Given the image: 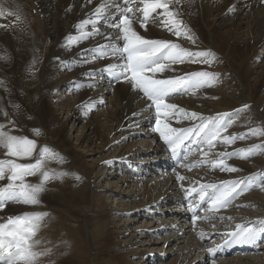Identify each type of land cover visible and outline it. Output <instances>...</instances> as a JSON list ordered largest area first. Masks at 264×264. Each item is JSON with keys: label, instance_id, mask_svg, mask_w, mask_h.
<instances>
[{"label": "bare ground", "instance_id": "obj_1", "mask_svg": "<svg viewBox=\"0 0 264 264\" xmlns=\"http://www.w3.org/2000/svg\"><path fill=\"white\" fill-rule=\"evenodd\" d=\"M117 2L124 6V0ZM101 4L110 7L96 32L78 29L83 20H95L94 10ZM111 5L112 0H0V72L10 93L0 97L6 107L3 117L0 113V131L18 138L15 125L25 123L21 114L29 111L37 130L32 131L37 134L33 155L39 157L45 146L49 149L42 171L55 175L61 168L66 173L43 185L38 204L6 202L0 223L43 214L32 237L39 254L36 264H264V235L253 244H224L237 224L260 227L264 221V147H257L264 146V136L251 134L264 128V3L170 0L173 18L182 21L179 37L173 25L161 23L169 19L164 9H157L141 27L143 5L138 0L130 5L137 15L132 28L138 35L175 43L191 53L215 54L211 64L203 63L204 57L164 62L168 67L157 78H188L196 71L218 74L211 86L171 93L166 103L177 109L165 122L176 129L200 123L180 109L203 117L229 113L232 124L223 135L237 136L231 144L216 141L211 149L192 137L189 147L195 150L171 173L156 165L169 152L154 131V107L149 109L143 93L128 82L107 85L108 74L101 70L120 61L93 55V49L116 43L119 31L110 22H118L119 14ZM185 27L195 42L183 34ZM147 127L153 129L147 132ZM29 129L20 132L30 135ZM6 152L0 146V160L8 159ZM225 152L232 155H220ZM54 159L63 165L49 162ZM229 166L239 171L228 172ZM40 175L26 177L25 183L39 184ZM226 181H243L241 188L247 185L249 190L238 189L226 208L205 209L195 224L186 223V210L177 202L190 199L189 205H197L201 185L222 186ZM7 183L0 181V187ZM189 189L197 191L189 195ZM62 201H69L68 212L49 207L53 213H48V205ZM210 248L217 249L215 254Z\"/></svg>", "mask_w": 264, "mask_h": 264}, {"label": "snow or ice", "instance_id": "obj_2", "mask_svg": "<svg viewBox=\"0 0 264 264\" xmlns=\"http://www.w3.org/2000/svg\"><path fill=\"white\" fill-rule=\"evenodd\" d=\"M142 4L141 9L143 19H140V26L145 27L152 13H156L157 9H164L163 15L168 17L167 20H162L161 23L174 26L173 34L177 37L181 36L180 26L182 21L175 20L174 13L169 10L170 0H138ZM137 0H124L122 6L117 0H112L111 7L119 14V20L110 22L112 28L118 29L119 34L114 37L116 43L109 42L107 45L98 49H93V55L96 58H114L120 63H109L101 71L106 72L115 82L121 80L130 83L133 90L143 93V97L151 103L148 108L155 109V128L154 131L159 134L160 139L168 146L174 157L180 155L181 145L186 140L192 137H197L198 143L211 149L215 147L216 141H221L224 144H231L236 141L237 136H226L224 132L232 124V116L229 113H220L212 117L198 116L197 113H187L183 109L179 111L184 113L186 118L199 119L200 123L194 127L187 129H176L170 127L165 121L170 117L172 112L177 109V106L172 103H166V98L170 97L171 93L177 91L178 88L190 87L199 89L205 85L211 86L216 80L215 73L207 71H196L188 78L163 79L157 78L156 74L164 72L168 61L172 64L183 63L185 58H190L194 62L197 57H204L203 63L211 64L215 60V54L211 51L191 53L180 48L175 43L166 42L159 39H145L138 35L132 28L133 22L137 19L133 8L130 6L136 4ZM264 3V0H261ZM110 7L108 4H101L94 10L95 20L85 19L79 25L78 29H83L91 24L92 30L96 31L100 21L106 19L105 10ZM232 9H230L231 11ZM132 13V15H129ZM187 38L195 42L190 30L185 27L184 33ZM85 38H91L89 33L83 34ZM109 41L113 39L112 34H106ZM123 40V46H119V41ZM110 49V51H109ZM97 53L99 55L97 56ZM149 73L151 75H149ZM90 75H92L90 73ZM94 86V85H92ZM245 108L248 106L245 105ZM135 115V114H133ZM252 135L264 136V128L255 129ZM244 137H240L243 139ZM0 146L7 149L6 155L15 158H26L32 155L35 143L30 139H21L15 136L7 135L0 131ZM264 147V146H257ZM203 151V147L200 149ZM49 149L45 146L40 157L35 163H17L13 159L0 160V181L7 179L8 183L0 187V210H2L6 202L24 203L27 205H35L40 201L39 194L44 191L43 185L52 178H61L66 173L60 172L52 175L49 171H42V160L44 153ZM244 151V150H241ZM252 149L247 150V154L251 155ZM204 155H208L207 152ZM221 156H230V153H220ZM240 156V153H236ZM186 159L187 156L185 155ZM247 158V156H240ZM221 162L213 163L212 167H219ZM228 172L239 171L238 168L229 166L226 169ZM41 172L39 184L25 183V178L34 176ZM77 180L81 179L78 175ZM243 181H226L222 182V186L216 184H203L198 190V204L207 202V211L212 212L221 208H226L231 199L236 194L243 193L249 190L248 186L241 188ZM239 189V193H238ZM196 189H189V195L196 192ZM197 205H189V211L193 212V224L199 218L196 215ZM43 214L22 215L9 217L7 223H0V264H36L37 256L34 251V242L32 237L35 236L38 228V221ZM207 218V217H205ZM260 227L244 226L237 224L235 231H230L226 234L224 244H253L262 235H264V221H260ZM221 246H217V249ZM217 249H208L212 254H215Z\"/></svg>", "mask_w": 264, "mask_h": 264}, {"label": "rangeland", "instance_id": "obj_3", "mask_svg": "<svg viewBox=\"0 0 264 264\" xmlns=\"http://www.w3.org/2000/svg\"><path fill=\"white\" fill-rule=\"evenodd\" d=\"M99 4H100V2H99ZM86 27V29H87V32H89V33H94V32H96V31H93L92 30V25L91 24H89V25H87V26H85ZM2 76V77H1ZM0 97H5V96H9L10 95V93L8 92V87L9 86H7L6 85V80H5V78L3 77V75L1 74V72H0ZM81 79H84V78H81ZM99 81H101V80H99ZM6 87V88H5ZM7 89V90H6ZM3 92H2V91ZM6 92H5V91ZM206 93V92H205ZM201 94V93H200ZM10 100H11V98H10ZM4 103V101L2 102V100H0V104L2 105H0V113H1V115H2V111L6 108V107H4L3 108V104ZM252 111H254V110H252ZM13 112H14V110H13ZM20 112H21V110H20ZM29 112V111H28ZM27 111L26 112H23L22 114H21V119H22V122H24L25 121V123H23V124H17V125H15V131H16V133H17V136H18V138H23V139H30V140H34L33 142L35 143V138H36V136H37V134L36 135H34L35 133H36V131L37 130H34L33 128V124L31 123L32 122V120L34 119V116H33V114H30V113H28ZM26 114V115H25ZM23 115V116H22ZM27 118H26V117ZM31 116V117H30ZM210 116H213V115H210ZM2 117H3V115H2ZM25 117V118H24ZM31 119H29V118ZM9 120H12L11 118H9ZM31 121V122H30ZM28 123V124H27ZM23 125V126H22ZM20 126H21V128H23V130H24V128L25 129H29V130H31L29 133H30V135L29 134H27V133H23V131H21L20 132V130H21V128H20ZM27 126V127H26ZM29 127V128H28ZM31 127H32V129H31ZM17 128V129H16ZM40 128V127H39ZM34 132V134H33V132ZM21 134V135H20ZM23 134H25V135H23ZM20 136V137H19ZM26 136V137H25ZM29 136V137H28ZM31 136V137H30ZM28 137V138H27ZM73 143H74V140L72 141ZM35 149V148H34ZM35 150H33V152H34ZM215 153V152H214ZM213 153V154H214ZM40 157V156H39ZM39 157H35L34 155H33V153H32V155L31 156H29V157H26V158H23V161H21V159L20 158H15V157H8V159H13V160H16L17 161V163H22V164H26V163H35V161H36V159L37 158H39ZM213 159L215 158V159H217L216 158V155L214 154V155H212L211 156ZM219 160V159H218ZM15 161V162H16ZM25 161V162H24ZM30 161V162H29ZM50 163H53V164H60L59 163V161L58 160H56V159H54V161H49ZM60 165H63V164H60ZM58 172L60 173L61 172V168H58ZM50 173V172H49ZM252 172H250V173H247V175H250ZM51 174V173H50ZM53 175V174H52ZM39 179H41V175H40V178ZM54 179L55 180H59V179H57V178H52V179H50L49 181H47L46 182V184H51L52 182H54ZM26 180H29V178H26ZM39 182H40V180H39ZM41 194V193H40ZM39 194V195H40ZM63 203V204H62ZM68 204H69V201H62L61 202V204H59V205H48V213H53V212H51L50 211V208H52L51 210H53V209H55V208H60L61 209V211H63V212H68L69 211V207L67 208V206H68ZM43 207H45V204H44V206ZM50 207V208H49ZM63 207H64V209H63ZM45 212H46V209H45ZM47 214V213H46ZM251 218V217H250ZM250 221H251V219H249ZM232 231H235L234 229L232 230ZM61 238L62 237H59L58 238V240H57V243H61L63 240H61ZM35 247V249L37 248V246H34ZM86 247H88V241L86 240ZM237 252H233L232 254H236Z\"/></svg>", "mask_w": 264, "mask_h": 264}]
</instances>
